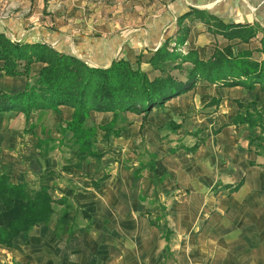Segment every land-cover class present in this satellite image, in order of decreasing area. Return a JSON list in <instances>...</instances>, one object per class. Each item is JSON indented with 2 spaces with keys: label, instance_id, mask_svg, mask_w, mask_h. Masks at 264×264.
<instances>
[{
  "label": "crops",
  "instance_id": "crops-1",
  "mask_svg": "<svg viewBox=\"0 0 264 264\" xmlns=\"http://www.w3.org/2000/svg\"><path fill=\"white\" fill-rule=\"evenodd\" d=\"M220 3L222 11L215 8ZM262 3L173 0L169 9L165 4L136 28L109 34L77 30L81 40L67 33L81 44L61 50L105 67L120 57L137 66L141 55V67L155 77L149 58L177 34L178 17L190 8L208 10L224 22L264 27ZM185 23L190 27L182 46L186 52L196 49L206 60L217 47L232 45L235 54L251 49L257 60L264 59L261 33L247 43L213 33L200 18ZM48 34L45 41H29L54 45L62 35ZM43 65L34 62L32 74ZM26 85L23 76L0 70L1 89L14 93ZM246 111L261 112L264 125L259 83L248 89L201 80L146 117L133 111L118 114L119 136L106 139L98 130L95 149L102 158L88 157L69 168L65 164L85 154L72 147L70 131H60L74 115L71 106L34 109L29 118L24 112H0V172L14 183L51 185L57 199L48 222L21 232L11 246L0 243V264H264V143L258 150L250 147L264 128L233 123ZM114 117L113 111L95 110L88 122L104 125ZM142 142L149 161L139 154ZM25 205L17 199L8 209L0 198V227L23 216Z\"/></svg>",
  "mask_w": 264,
  "mask_h": 264
},
{
  "label": "trees",
  "instance_id": "trees-1",
  "mask_svg": "<svg viewBox=\"0 0 264 264\" xmlns=\"http://www.w3.org/2000/svg\"><path fill=\"white\" fill-rule=\"evenodd\" d=\"M188 18L202 19L213 33L224 35L229 40L239 38L249 43L261 33L259 51L264 54V27L259 22H224L208 10L195 7L178 17L177 34L166 39L149 58L152 70L158 72L155 77L141 67V55L137 58V66L126 57L114 59L107 67L92 65L51 43L27 42L0 31V61L3 63L0 70L6 75L27 79L23 90L10 93L0 88V112H24L29 118L34 109H58L63 104L71 106L75 110L74 115L60 131L62 134L70 131L72 147L85 154L80 156L79 161L65 164L69 168L80 166L88 157L102 158L103 153L95 149L98 130L105 132L106 139L119 136L122 129L116 122L117 115L122 112L144 113L146 117L175 96L189 92L201 80L217 85H242L248 89H254L259 83L264 88V59L257 60L251 49L235 54L232 45L217 47L206 60L200 58L196 49L183 50L190 32L185 23ZM34 62L44 65L33 75ZM237 104L240 108L245 106L241 101ZM95 110L113 111L115 117L108 124H90L88 119ZM262 119L261 112L246 111L239 112L232 121L234 124L247 123L251 127L259 125L264 128ZM171 126L175 128L177 124L171 122ZM39 143L42 146L44 142ZM263 143L264 135H259L251 139L250 147L258 150ZM194 147L196 145L190 150ZM0 198L8 209L13 208L17 199L26 202L23 216L12 220L8 226L0 227V243L8 246L21 232L30 231L37 223L48 222L55 212L53 202L57 201L53 186L40 185L36 188L28 183H14L10 175L2 172Z\"/></svg>",
  "mask_w": 264,
  "mask_h": 264
},
{
  "label": "rangeland",
  "instance_id": "rangeland-1",
  "mask_svg": "<svg viewBox=\"0 0 264 264\" xmlns=\"http://www.w3.org/2000/svg\"><path fill=\"white\" fill-rule=\"evenodd\" d=\"M172 1L0 0V31L6 32L12 38L28 41L31 38L45 41L51 31L58 36L62 34L61 39L56 40L53 46L60 50L72 49V46L77 49L81 42L71 41L65 34L74 33V38L79 37L81 40L83 36L76 33L77 30L81 34H84L81 31L109 34L125 27L136 28L148 17L159 12L165 4H168L166 9H169ZM262 2L264 3V0ZM215 8L221 10V3ZM54 30L61 31L55 33ZM145 149V142H142L139 154L144 161H149Z\"/></svg>",
  "mask_w": 264,
  "mask_h": 264
}]
</instances>
